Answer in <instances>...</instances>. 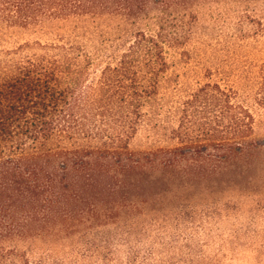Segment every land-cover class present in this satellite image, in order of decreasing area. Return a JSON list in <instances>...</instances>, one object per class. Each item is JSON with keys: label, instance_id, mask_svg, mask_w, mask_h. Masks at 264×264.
<instances>
[{"label": "trees", "instance_id": "1", "mask_svg": "<svg viewBox=\"0 0 264 264\" xmlns=\"http://www.w3.org/2000/svg\"><path fill=\"white\" fill-rule=\"evenodd\" d=\"M210 4L231 5L217 39ZM103 16L146 29L116 54ZM53 28L0 46V264L70 240L112 261L153 226L260 208L264 0H0V39Z\"/></svg>", "mask_w": 264, "mask_h": 264}, {"label": "rangeland", "instance_id": "2", "mask_svg": "<svg viewBox=\"0 0 264 264\" xmlns=\"http://www.w3.org/2000/svg\"><path fill=\"white\" fill-rule=\"evenodd\" d=\"M230 8L231 5L210 4L198 9V16L204 27L207 24L210 27L211 32H207L210 37L218 38L223 30L220 16L222 13L226 14L225 9L232 11ZM225 17L228 18L227 15ZM150 25L149 22L147 26ZM139 28L146 29V26L130 25L119 18L108 16H103L98 25V31L110 39L108 46H114L116 54H119ZM62 34L64 29L57 28L11 30L0 39V46L11 47L34 40L47 42L56 40ZM203 42L215 43L205 37ZM105 61L103 59L101 63ZM256 137L264 138V129L260 126L257 128ZM223 216H202L196 217L195 221L153 226L140 239L132 240L128 244L115 242L112 247V261L105 259L102 250H85L80 242L71 240L66 247L42 242H34L28 247L23 243L9 245L19 249L26 247L31 264H127L130 250L137 254L133 264H264V201L260 208L248 205L230 211L228 217Z\"/></svg>", "mask_w": 264, "mask_h": 264}]
</instances>
